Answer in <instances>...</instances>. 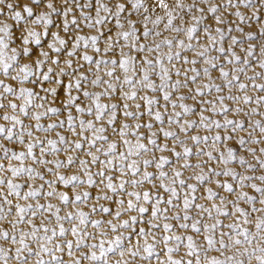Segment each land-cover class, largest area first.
Here are the masks:
<instances>
[{
  "label": "snow or ice",
  "instance_id": "obj_1",
  "mask_svg": "<svg viewBox=\"0 0 264 264\" xmlns=\"http://www.w3.org/2000/svg\"><path fill=\"white\" fill-rule=\"evenodd\" d=\"M0 264H264V0H0Z\"/></svg>",
  "mask_w": 264,
  "mask_h": 264
}]
</instances>
